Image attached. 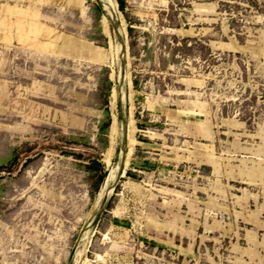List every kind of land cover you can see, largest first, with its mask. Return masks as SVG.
Segmentation results:
<instances>
[{
  "label": "rangeland",
  "instance_id": "rangeland-1",
  "mask_svg": "<svg viewBox=\"0 0 264 264\" xmlns=\"http://www.w3.org/2000/svg\"><path fill=\"white\" fill-rule=\"evenodd\" d=\"M116 1L0 0V264H264V0Z\"/></svg>",
  "mask_w": 264,
  "mask_h": 264
},
{
  "label": "bare ground",
  "instance_id": "bare-ground-1",
  "mask_svg": "<svg viewBox=\"0 0 264 264\" xmlns=\"http://www.w3.org/2000/svg\"><path fill=\"white\" fill-rule=\"evenodd\" d=\"M99 4H101L102 8H103V5H104V8H105V11H106V15H107V18L109 20V23L111 22L112 19H114L115 21V17H116V13L118 11V3L115 1V0H102L99 1L97 0ZM119 12V11H118ZM108 26V25H107ZM115 30V29H114ZM115 32V31H114ZM106 33L109 34L110 33V30L109 28L107 27V30H106ZM117 33H118V36H120V38L123 40V43H124V38H123V34H122V27L121 26H118L117 28ZM116 37V36H114ZM115 39V38H114ZM116 43V42H115ZM120 44V43H119ZM118 46V45H117ZM119 48V47H118ZM124 49V48H123ZM117 51V50H116ZM121 51V50H120ZM118 52V51H117ZM116 52V53H117ZM119 54V52H118ZM117 56V54H116ZM119 56V55H118ZM121 59V55H120V58ZM119 61V60H118ZM117 63V62H116ZM121 63V62H120ZM117 66V65H116ZM118 68V66H117ZM123 68V67H122ZM121 69V68H120ZM125 69V68H123ZM122 71V70H121ZM120 75V74H119ZM120 78V77H119ZM118 78V79H119ZM122 78V77H121ZM122 82V81H120ZM118 84H120L118 82ZM134 92V91H133ZM121 93V91H120ZM125 95V94H124ZM132 95V94H131ZM121 96V95H120ZM118 97V94L117 92L115 91V101ZM121 98V97H120ZM124 100V99H123ZM114 106V105H113ZM114 116L116 118L117 115L114 114ZM130 118V117H129ZM114 123L111 125V131H112V127H113ZM124 127V124L122 123V125L120 124L119 122V133H120V130ZM108 159H111V158H108ZM107 161V160H106ZM108 162V161H107ZM111 162V160H110ZM108 164V163H107ZM110 164V163H109ZM119 164V163H118ZM121 168L119 166L113 168L109 173L108 175L106 176V179L104 181V184H103V187H102V190H101V193L99 195V198H98V207L100 206V208L103 207L104 203L106 202V200L108 199V197L112 194V192L114 191V188L116 186V184L118 183V180H119V177H120V173H119V170ZM96 207V206H95ZM96 212V211H95ZM92 216V215H91ZM83 241H84V238H83ZM88 242V241H87ZM83 246V245H82ZM86 251V250H85ZM78 256V255H77Z\"/></svg>",
  "mask_w": 264,
  "mask_h": 264
},
{
  "label": "crops",
  "instance_id": "crops-1",
  "mask_svg": "<svg viewBox=\"0 0 264 264\" xmlns=\"http://www.w3.org/2000/svg\"><path fill=\"white\" fill-rule=\"evenodd\" d=\"M116 1V0H115ZM117 2V1H116ZM102 25H103V27H104V29H105V32H106V30H107V27L109 28V30H110V23H109V20H108V18H107V15H106V12H105V10H104V8H103V17H102ZM108 25V26H107ZM124 25L125 24H123V25H121V27L122 28H124V31H125V27H124ZM113 96H115V91H114V93H113ZM114 123V125H113V127H112V130H114L115 132H116V134H117V136H118V134H119V119L118 118H116L115 116H113V122H112V124ZM133 141V143H134V140H132ZM99 198V197H98ZM101 257V256H100Z\"/></svg>",
  "mask_w": 264,
  "mask_h": 264
},
{
  "label": "trees",
  "instance_id": "trees-1",
  "mask_svg": "<svg viewBox=\"0 0 264 264\" xmlns=\"http://www.w3.org/2000/svg\"><path fill=\"white\" fill-rule=\"evenodd\" d=\"M120 1V6H121V8H123L124 7V2L122 1V0H119ZM123 27V26H122ZM124 27H125V25H124ZM122 29H124V28H122ZM113 99H114V101H115V98H114V96H113ZM85 142V141H84ZM133 151V147L130 149V152H132Z\"/></svg>",
  "mask_w": 264,
  "mask_h": 264
},
{
  "label": "water",
  "instance_id": "water-1",
  "mask_svg": "<svg viewBox=\"0 0 264 264\" xmlns=\"http://www.w3.org/2000/svg\"><path fill=\"white\" fill-rule=\"evenodd\" d=\"M107 200H108V199H107ZM107 200H106V201H107ZM105 203H106V202H105ZM105 203H104V205H105ZM104 205H103V206H104ZM102 208H103V207H102Z\"/></svg>",
  "mask_w": 264,
  "mask_h": 264
}]
</instances>
